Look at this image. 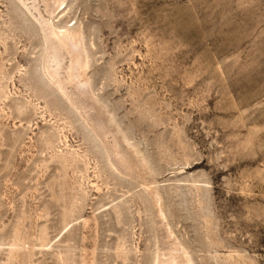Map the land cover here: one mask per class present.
<instances>
[{"label":"rangeland","instance_id":"1","mask_svg":"<svg viewBox=\"0 0 264 264\" xmlns=\"http://www.w3.org/2000/svg\"><path fill=\"white\" fill-rule=\"evenodd\" d=\"M56 1L0 0V264H264V0Z\"/></svg>","mask_w":264,"mask_h":264},{"label":"bare ground","instance_id":"2","mask_svg":"<svg viewBox=\"0 0 264 264\" xmlns=\"http://www.w3.org/2000/svg\"><path fill=\"white\" fill-rule=\"evenodd\" d=\"M58 1H56V2H58ZM73 34H75V33H73ZM73 34H71V35H73ZM55 35H56L55 37L58 38L63 43L62 45H64V47H66L67 51L70 53V68H71V73L73 75V79L77 82H80L81 80H83L82 77H83L84 71L86 70V67H87L86 62H85L86 57L83 53L84 50H82L83 45L81 44V37L77 38L75 36L76 34L73 37L70 34L66 35L65 33L63 34L61 32H58ZM84 80H83V82L88 81V80L87 81L86 80L84 81ZM167 251H169V250H167ZM184 251L185 250L182 247H178V248L176 247L173 250L172 257L168 261H166V260L160 261L159 264H192L191 261H189L187 258H185V256L182 254V253H184Z\"/></svg>","mask_w":264,"mask_h":264}]
</instances>
